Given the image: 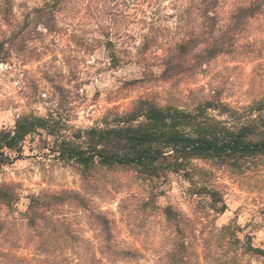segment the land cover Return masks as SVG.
Segmentation results:
<instances>
[{"label":"rangeland","instance_id":"374dc122","mask_svg":"<svg viewBox=\"0 0 264 264\" xmlns=\"http://www.w3.org/2000/svg\"><path fill=\"white\" fill-rule=\"evenodd\" d=\"M250 1L221 0L219 24ZM196 4L0 0V131L13 130L19 118L38 116L71 136L104 128L139 100L194 110L216 91L234 108L264 98V15L246 21L229 54L202 65L193 55L186 62L176 59L170 72L167 61L177 57L176 43L201 29ZM208 115L230 122L218 111ZM53 150L52 136H30L22 158L0 168V184L16 185L19 194L12 210L0 211V264H49L37 252L39 234L27 228L23 214L30 197L64 190L84 191L89 208L110 220L116 248L136 251L134 259L114 264H175L174 242L182 241L189 244L192 264H218V256L260 264L242 246L249 235L264 247V162L254 160L239 171L230 162L194 160L193 179L174 173L146 179L131 168H98L85 186L79 169L58 160ZM209 191L222 202L212 204ZM166 207L176 213L175 221L164 215ZM62 214L71 236L90 241L100 257L102 237L93 216L77 207ZM229 224L240 228L238 246L220 241L217 230Z\"/></svg>","mask_w":264,"mask_h":264},{"label":"trees","instance_id":"16d2710c","mask_svg":"<svg viewBox=\"0 0 264 264\" xmlns=\"http://www.w3.org/2000/svg\"><path fill=\"white\" fill-rule=\"evenodd\" d=\"M196 1L195 10L203 20L201 29L176 43L177 57L171 56L167 61L171 66L170 72L176 68L174 65L179 64L178 60L186 62L191 55L202 65L219 55L229 54L246 21L264 15V0H251L247 5L236 7L231 20L229 17L228 23L221 25L217 21L221 0ZM42 10L38 8L35 11L39 13ZM1 50L0 61L4 59ZM176 59L177 63H174ZM220 95V92H214L194 110L139 100L129 112L117 115L104 128L77 131L71 136L55 128L50 119L22 117L13 130L0 131V168L20 160L27 138L43 132L54 138L56 150L53 152L57 153V159L79 169L85 186L89 185L98 168L107 171L131 168L146 179H166L170 173L193 179L196 170L192 164L194 160L230 162V168L239 171L249 169L256 161L264 162V98L245 107L234 108ZM211 110L226 115L230 122L208 115ZM16 187L14 184H0V211L14 208L19 200ZM202 189L206 191V187ZM208 194L212 204L222 202L216 192L209 191ZM88 201L84 191L44 192L30 197L23 216L27 228L39 234L34 245L37 252L46 257V263L65 264L69 259L68 264H114L136 257L135 250L116 248L110 220L103 212L91 210ZM72 207L93 216L102 237L98 249L100 257L97 252H92L90 241L72 237L70 228L61 219L62 212ZM214 209L218 213L224 212L223 208ZM163 213L168 220L177 219L171 207H166ZM239 229L237 225L229 224L217 230L221 243L238 246ZM182 231L185 234V230ZM246 237L242 246L244 255L264 264V247L255 246L252 236ZM173 252L175 264H192L186 241L174 242ZM226 259L218 256L217 262L237 263L236 257H231V261Z\"/></svg>","mask_w":264,"mask_h":264}]
</instances>
